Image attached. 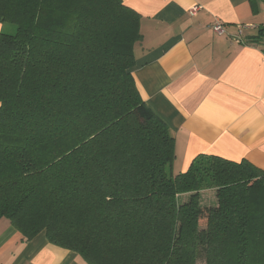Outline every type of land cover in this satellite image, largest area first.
Here are the masks:
<instances>
[{
  "label": "trees",
  "instance_id": "obj_1",
  "mask_svg": "<svg viewBox=\"0 0 264 264\" xmlns=\"http://www.w3.org/2000/svg\"><path fill=\"white\" fill-rule=\"evenodd\" d=\"M0 23L16 28L0 32V219L83 264H264V169L202 153L174 171V132L131 71L136 10L0 0Z\"/></svg>",
  "mask_w": 264,
  "mask_h": 264
},
{
  "label": "crops",
  "instance_id": "obj_2",
  "mask_svg": "<svg viewBox=\"0 0 264 264\" xmlns=\"http://www.w3.org/2000/svg\"><path fill=\"white\" fill-rule=\"evenodd\" d=\"M123 1L141 15L131 71L143 99L174 132V171H186L202 153L264 169V43L245 41L264 25V0ZM216 21L224 34L213 30ZM3 30L13 28L0 23ZM0 264L83 263L45 232L25 240L2 218Z\"/></svg>",
  "mask_w": 264,
  "mask_h": 264
},
{
  "label": "rangeland",
  "instance_id": "obj_3",
  "mask_svg": "<svg viewBox=\"0 0 264 264\" xmlns=\"http://www.w3.org/2000/svg\"><path fill=\"white\" fill-rule=\"evenodd\" d=\"M9 26H11L13 28V30L15 31V26L14 25H10L8 24ZM202 205H215L217 203V198H216V194H215V190L212 189V190H209V191H204L202 193ZM182 200H186V198L184 197H181ZM205 225H202V227H204ZM199 264H204L202 261L199 262Z\"/></svg>",
  "mask_w": 264,
  "mask_h": 264
},
{
  "label": "built area",
  "instance_id": "obj_4",
  "mask_svg": "<svg viewBox=\"0 0 264 264\" xmlns=\"http://www.w3.org/2000/svg\"><path fill=\"white\" fill-rule=\"evenodd\" d=\"M198 7L192 9V12L197 11ZM213 30L218 34H224L225 33V27L220 21H216L213 25Z\"/></svg>",
  "mask_w": 264,
  "mask_h": 264
}]
</instances>
